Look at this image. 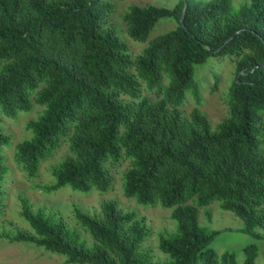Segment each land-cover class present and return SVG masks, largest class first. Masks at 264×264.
Masks as SVG:
<instances>
[{"label": "trees", "instance_id": "1", "mask_svg": "<svg viewBox=\"0 0 264 264\" xmlns=\"http://www.w3.org/2000/svg\"><path fill=\"white\" fill-rule=\"evenodd\" d=\"M108 0H0V217L6 175L1 119L44 107L27 123L32 137L16 147L15 162L29 177L38 174L66 139L70 155L53 167L49 193L63 187L107 193L108 165L129 159L123 196L139 205L157 204L178 223L160 237L166 264H219L210 248L219 232L198 223L197 207L218 202L245 223L244 233L264 240V0H181L174 8L130 6L126 34L146 43L161 19L177 29L152 41L138 56L107 25ZM184 23L182 24V18ZM229 57L236 78L228 94L229 115L214 130L200 112L203 98L195 67ZM217 91L218 75H214ZM144 92L155 97L154 102ZM191 94L196 109L181 112ZM100 214L76 210L73 219L92 239L52 211H33L23 201L21 217L32 231H0L10 243H28L64 258L65 264H153L141 245L142 219L115 202ZM244 264H257L258 248L245 249ZM222 264H237L225 253Z\"/></svg>", "mask_w": 264, "mask_h": 264}, {"label": "rangeland", "instance_id": "2", "mask_svg": "<svg viewBox=\"0 0 264 264\" xmlns=\"http://www.w3.org/2000/svg\"><path fill=\"white\" fill-rule=\"evenodd\" d=\"M113 5L112 13L108 15L107 25L115 31V35L128 43L131 54L138 56L148 46L150 41L177 29L178 23L171 19H161L151 31L149 40L141 43L133 40L126 34V26L122 20L123 14L130 6L174 8L181 0H108ZM197 2H209L210 0H196ZM247 0H234V7L239 9ZM214 75L219 76L217 91H213L216 85ZM236 78V65L229 57L211 58L207 63L195 67V81L202 93L200 112L203 113L215 130L228 118V94L232 81ZM154 102L155 97L144 92ZM196 109V103L191 94H187L186 102L181 108L185 118H190ZM44 107L33 106V110L19 115L16 120L1 119L3 134L11 137L9 145L3 147L5 165L9 168L6 175V190L4 201V213L0 217V231L4 230L15 234L18 231H32L27 222L21 217L23 201H28L33 211L43 209L46 213L53 212L62 219L71 230L78 231L83 240L92 242L89 235L85 234L77 226L73 213L76 210L87 215L95 216L101 212V204L115 202L123 213H134L137 219L144 221L148 235L141 245V252L150 256L153 264H166L170 256L163 254L159 249L160 237H168L177 233L178 223L171 218L172 211L164 209L157 204L153 207L139 205L133 199L123 196V176L131 166L129 159H122L119 163L109 164L113 178L112 189L107 193L93 189L89 193L73 191L70 187H63L49 193L47 190L53 187L55 178L52 175L53 167L70 155L68 142L62 139L60 147L53 154L41 162L38 174L29 178L16 164L15 152L18 144L32 137L27 129V123L37 119L43 113ZM264 147V137H263ZM198 223L207 232H219L210 245L219 256V264H222V256L225 253L235 255L237 264H244L246 259L245 249L255 245L258 248L257 264H264V240L254 238L244 233V221L230 211L219 207L218 202H213L204 207H197ZM0 264H65L64 258L36 248L28 243H10L0 237ZM202 264V263H201Z\"/></svg>", "mask_w": 264, "mask_h": 264}, {"label": "water", "instance_id": "3", "mask_svg": "<svg viewBox=\"0 0 264 264\" xmlns=\"http://www.w3.org/2000/svg\"><path fill=\"white\" fill-rule=\"evenodd\" d=\"M184 23V17L182 18V24Z\"/></svg>", "mask_w": 264, "mask_h": 264}]
</instances>
